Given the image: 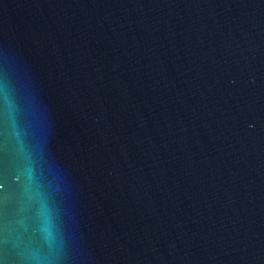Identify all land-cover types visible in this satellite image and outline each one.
Masks as SVG:
<instances>
[{"label": "water", "instance_id": "95a60500", "mask_svg": "<svg viewBox=\"0 0 264 264\" xmlns=\"http://www.w3.org/2000/svg\"><path fill=\"white\" fill-rule=\"evenodd\" d=\"M0 264H264V0H0Z\"/></svg>", "mask_w": 264, "mask_h": 264}]
</instances>
